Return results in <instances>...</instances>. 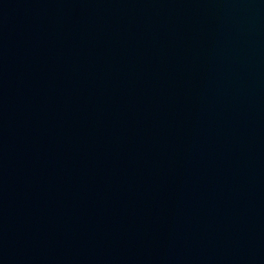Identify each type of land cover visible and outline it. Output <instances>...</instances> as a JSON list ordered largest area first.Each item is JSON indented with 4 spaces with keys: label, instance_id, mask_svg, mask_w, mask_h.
Here are the masks:
<instances>
[{
    "label": "water",
    "instance_id": "water-1",
    "mask_svg": "<svg viewBox=\"0 0 264 264\" xmlns=\"http://www.w3.org/2000/svg\"><path fill=\"white\" fill-rule=\"evenodd\" d=\"M0 264H264V0H0Z\"/></svg>",
    "mask_w": 264,
    "mask_h": 264
}]
</instances>
